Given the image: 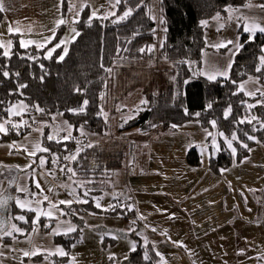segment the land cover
<instances>
[{"label":"trees","instance_id":"1","mask_svg":"<svg viewBox=\"0 0 264 264\" xmlns=\"http://www.w3.org/2000/svg\"><path fill=\"white\" fill-rule=\"evenodd\" d=\"M144 1L141 4L140 0H126L119 4L118 13L122 14L129 7L133 8L134 12L126 21L117 24H113L111 18H93L90 22L88 8H84L78 22L74 24V29L79 35L69 44L67 55L62 61L59 60L62 46L56 49L51 58L46 57L47 51L61 41L64 26L56 29L53 39L44 48L21 47L19 37L12 35L9 37V57H4V50L0 49V68L10 73L9 78L0 74V122L7 119L11 106L22 103L27 106L24 109L27 116L58 114L72 127V137L69 141H50L47 139V132L43 134L41 146L49 150L44 152L47 157L45 167H52L54 160L57 165H63L64 157L71 156L78 145H82L77 142L81 131L98 136L106 135L109 126L103 118V97L109 91L111 76L116 67L129 66L133 62L153 58L154 49L151 52L147 49L156 44L155 24ZM159 1L163 21L161 25L164 28L159 54L171 65L175 79L158 95L149 96L147 103L141 105L136 117L122 125L119 132L137 130L139 138L146 140L156 135L174 133L179 127L191 122L202 128H212L210 122L215 120L214 128L218 133L222 132L230 138L235 132L240 141L248 145V148H244L233 142L237 152L232 156L225 145L220 143V150L209 160L210 170L220 174L229 169L233 162L239 163L247 158L256 145L264 147V129H260L256 121L252 124L237 123L242 117L250 115L264 119V106L258 105L246 112V105L241 103H255L258 97L248 98L239 90V84L250 77H260V82H264V73L255 71L260 63L259 58L263 55L264 35L257 33L251 38L249 34L239 30V45L242 47H239L235 54L228 78L209 80L205 77H195L190 69L199 68L201 64L205 48L204 23L216 15L226 16L231 9L244 8L250 0ZM253 1L264 5V0ZM62 11H66V2L62 5ZM2 18L3 14L0 13V21ZM141 48L145 51L141 52ZM106 69L112 71L108 72ZM17 72L19 76L14 75ZM19 84L27 86L21 89L18 88ZM84 100L88 101L84 112L71 111L80 109ZM209 103L212 104L210 109L207 107ZM37 106L43 111H37ZM229 106L232 112L225 119L224 111ZM196 113L200 115L197 116ZM253 127L260 130L253 131ZM245 133L256 139L248 140ZM23 135L24 132L21 131L1 141L17 140ZM125 157L126 149L120 144L108 145L107 148L99 144L82 146L77 159L72 163V168L75 178L81 184L80 187L77 185V197L88 202L62 208L67 213L62 216V220L72 222L77 230L69 236L54 239V243L63 247L68 255L63 258L50 257L51 261L56 264L69 262L71 247L79 242L83 228L80 215L90 214L123 220L135 217L133 210L119 202L106 210L98 209L94 204V198L108 190L113 173L121 168ZM187 161L192 166L199 165L200 158L195 149L189 150ZM84 191H88L87 197L83 196ZM11 213V217H25L27 223L13 220L24 229V234H28L33 228L34 214L17 209ZM54 224L53 220L40 219L39 228L43 233H48L51 228L45 225L52 227ZM130 236H134V233ZM134 237L136 251H131L122 264H161L153 246ZM107 241H102V247L106 246ZM145 253L150 257L149 260L144 259ZM32 261L39 263L44 261V258L37 256L32 258Z\"/></svg>","mask_w":264,"mask_h":264},{"label":"crops","instance_id":"2","mask_svg":"<svg viewBox=\"0 0 264 264\" xmlns=\"http://www.w3.org/2000/svg\"><path fill=\"white\" fill-rule=\"evenodd\" d=\"M249 3L236 10L246 14ZM4 5L7 10L2 13L0 21V40L6 41L10 36L17 35L20 41L34 42L29 46H38L40 42L45 44L49 38L50 41L53 39L56 28L48 26L49 29H44L47 18L41 9L40 0H4ZM221 18H227V14ZM9 26L14 30L12 33L8 32ZM6 44L9 46L8 42ZM21 105L17 103L11 106L7 119L0 122L10 129L9 121L21 125L18 130H10L6 135L0 133V199L18 197L27 202L26 208L37 207V201L43 200L45 195L60 209L67 206L59 204L60 200H73L72 205L78 204L77 192L74 199L73 189L70 186L66 189L60 183L61 179L64 183L68 174L66 168L60 172L57 165L47 168L39 162L44 154L39 149L42 148L41 141L45 132L53 136L52 141H64L66 133L60 131L62 123L55 118L58 114L27 116L24 109L20 108ZM17 110L21 111V115H13ZM56 122L59 123L55 126L59 129V139L54 136L53 125H57ZM21 131L24 132L21 138L1 141ZM31 132L39 134L37 141H23L21 146L16 145ZM134 134L136 138L128 143L121 168L113 173L108 190L94 198V204L96 206L105 201L97 208L106 210L110 208V202L112 205L119 202L131 208L135 217L123 220L80 215L85 228L81 240L70 251L71 264H106V261L98 263L86 257L87 253L91 254L90 244L91 250H95L94 254L97 246H102V234L98 238H91L90 235L86 238L87 234L97 229L124 239L128 238L127 233H134L141 241L150 243L155 253L159 252L163 256V261L158 256L161 264H264V147L256 145L247 158L239 163L233 162L229 169L215 174L209 168L210 158L220 150V143L230 153L231 150L213 127H197L191 122L179 127L174 133L156 135L146 140ZM213 137L217 142L216 147L212 144ZM98 140V137H91L89 141L91 145L100 144ZM192 148L199 155L198 166H192L187 161V154ZM29 152L35 155H29ZM125 160H128L126 164ZM64 165L68 166V163ZM36 181L40 189L36 188ZM17 188L26 191H17ZM104 194L107 195V201ZM7 206L6 221L3 220L4 208H0V225L11 230V225L15 223L11 211L26 210L19 208L11 199ZM39 206L53 214L52 219L44 215L40 219L53 220L55 224L48 233H43L38 224L33 225L37 233L31 230L22 236L14 233L16 239L5 237L7 241H0V245H7L0 246V253H3L0 255V264H49L45 260L35 263L32 258L37 256L24 257L23 251H32L38 246L52 250L63 248L55 244L54 239L75 232L62 234L69 224H73L63 221V215L51 208L48 201ZM57 228L61 234H51ZM153 228L156 231H152ZM134 236L128 239L132 244H136Z\"/></svg>","mask_w":264,"mask_h":264},{"label":"rangeland","instance_id":"3","mask_svg":"<svg viewBox=\"0 0 264 264\" xmlns=\"http://www.w3.org/2000/svg\"><path fill=\"white\" fill-rule=\"evenodd\" d=\"M40 2L44 16L46 15L47 18V23L44 24V29H49L50 27L48 26H54L56 29L60 26H64L61 40L65 41V43L61 45L62 50L64 47H67L68 49L69 44L76 38L75 33L72 31V29H74V24L76 23H74L73 20L75 19L77 21L82 10L86 8L84 7L81 10L82 5H87L90 16L93 11H96L101 17L104 15H108V19L111 18V21H113L121 15L117 11L118 5L116 4V0H65V13H63L62 6H60V0H40ZM249 2L250 3L246 9V14H243V11L231 9L227 13V18H221L220 16L216 15L215 17L204 23L206 27L205 48L202 52L200 67H191L190 69L192 76L205 77L206 79H208V76L215 75L216 79L224 78L219 75V72L226 69L229 62H231L232 64L234 61L235 54L238 51L236 50V48L237 45H239V30L241 29L244 33L249 34L251 38L257 33L264 35V33L259 31V27H264V8H261L260 5L256 2H253V0H250ZM144 3L146 4L151 20L155 24L156 44L154 47V56L149 60L133 62L129 66L116 67V70L112 74L113 76H111V82L108 87L109 91L107 92L106 96L103 97V118L108 123L109 130L105 136L93 135L81 131L78 135V143H82V145H78L75 153L72 155H76L78 151L80 152L82 150V146L86 147L88 145H91L92 142L89 141L91 137H98V143H100L99 145L103 148H107L108 145L112 144H120L126 149L127 152L129 145L128 143L132 140H135L136 135L134 133L138 135V131L131 130L125 133H121L119 132L120 127L136 117L141 105L144 104L141 103L142 101L147 100L149 96L158 95L161 91L165 90L167 86L173 81L174 76L171 72V65L159 54V48L163 40L164 33V28L161 25L162 17L160 10V1L145 0ZM70 5H75V8L71 11L69 10ZM78 10L79 16H77ZM112 12H115L116 15H110V13ZM152 17H155V19H152ZM61 19H64L66 23L58 26L57 22ZM3 26L4 25H2V28ZM245 27L253 29L254 34L245 31ZM228 41H232L233 43L228 44ZM6 42H9V40H0V43L4 44L5 46L3 50L9 51L10 47L7 46ZM40 43H38L37 45H40ZM48 43L49 42L45 43V45H47ZM221 44H227V47H219V45ZM254 80L255 77H250L244 80L239 84V90L241 84L244 85L243 93L247 91H254L257 87L264 85V82L256 84L253 82ZM257 96L258 98H261L259 94H257ZM55 118L57 120H60L62 123V125L60 126V131L66 133L65 137H67L68 135V137L66 139L63 138V140L69 141L72 137V127L63 120L61 115H55ZM56 124L57 125H53V127L59 125V123L57 122ZM194 124L197 127L199 126L197 123ZM57 129L58 127H55L54 136L56 135V137L59 139V135L57 134L60 133H58ZM38 139L39 134L31 132L25 137L24 140L16 143V145L21 146V142L23 141H29L30 143H33ZM41 158H43L46 163L47 157L44 154L41 156ZM127 161L128 160H125L124 164H126ZM65 162L68 163V166L64 164L57 165L53 162V168L57 165V167L60 169L61 167L66 169L71 168L74 171V169L72 168L73 160L65 159ZM43 167H45V164ZM59 171L61 172V170ZM59 171L57 172V174L60 175ZM60 183L66 189H68V187L70 186L73 190H75V192H77V185L79 187L81 185L72 172H68L64 183L63 179H61ZM104 199L107 201L106 194H104ZM109 202L110 200H108V203ZM103 203H105V201H103ZM103 203L100 202L99 204L103 205ZM110 203L111 204H109V207L112 205V202ZM84 228L85 226L83 222L80 240L82 238ZM131 233H127L128 238L124 239L120 236L109 234L106 231L98 229L93 230V233L87 234L86 238H88L89 235L91 238L92 236L98 238L102 234L100 238L108 241L106 242V246L104 247L101 246V248H98L99 246H97V252L95 254V250H91L92 245L90 244L89 250L91 254L87 253L86 257L88 259H95L98 263L106 261V264H122L125 257L129 255V251H131L132 241L128 240L130 239L129 237ZM114 236L116 237L115 239L113 238ZM109 240H112L114 242L110 243ZM72 248L75 247H71V249ZM110 256H112L113 259H109ZM67 264H71L70 257Z\"/></svg>","mask_w":264,"mask_h":264},{"label":"snow or ice","instance_id":"4","mask_svg":"<svg viewBox=\"0 0 264 264\" xmlns=\"http://www.w3.org/2000/svg\"><path fill=\"white\" fill-rule=\"evenodd\" d=\"M124 2H126V0H116V4L117 5H119L121 3H124ZM64 3H65V0H60V6H62ZM140 3L142 4L143 0H140ZM139 6H140V4L137 5V7H139ZM84 7H87V5H82L81 10ZM260 7L264 8V5H260ZM74 8H75V5H70L69 6V10L70 11L73 10ZM6 10L7 9L5 8L4 0H0V13L5 12ZM226 11H228V9H226ZM133 12H134L133 8H131V7L127 8L120 16H118L115 20H113L112 23L113 24H117V23H121V22L126 21L133 14ZM110 15L115 16L116 13L112 12V13H110ZM77 16H79V10L77 11ZM93 18H96V19H101V18L102 19H108V15H104V16L101 17L100 15H98V13L96 11H93L91 16L89 17V21L91 22V20ZM152 19H155V17H152ZM73 22L75 23V22H78V21H76L74 19ZM161 22L163 23V21H161ZM64 23H66V21L64 19H61V20H59L57 22L58 26L61 25V24H64ZM244 30L254 34L253 29L245 27ZM13 31H14L13 28L11 26H9L8 32L12 33ZM72 31L75 33V35H77V36L79 35V32H77L75 29H72ZM165 31H166V29H165ZM259 31L264 33V27H259ZM50 39L51 38H49L46 42H50ZM33 43H34L33 41L25 42L24 40H21L20 41V46L21 47H28L29 45H31ZM64 43H65V41L61 40L53 48L49 49L47 51V57L46 58H51L53 53L56 51V49L60 48L61 45H63ZM227 43L228 44H232L233 42L232 41H228ZM8 44H9V47H10L11 46V41H9ZM45 46H46L45 44L38 45V47H40V48H44ZM4 47H5L4 44L0 43V49H3ZM154 47L155 46H149L147 51H149V52L153 51ZM219 47H227V44H221V45H219ZM239 47H242V45H237L236 50H238ZM140 51L144 52L145 49L141 48ZM67 52H68L67 47H64L63 48V54L59 56V60L62 61L64 59V57L67 55ZM2 55L4 57H9L10 53H9L8 50H5V51L2 52ZM259 61H260L259 66L256 67L255 71L257 73H264V55H262L259 58ZM101 67H103V65H101ZM231 67H232V64H231V62H229L227 68L224 69L223 71L219 72V75L224 77V78H228L229 71L231 70ZM106 71L111 72L112 70L111 69H106ZM0 74H2L3 77H6V78L10 77V73L8 71H3L2 68H0ZM14 75L15 76H19V73L17 72ZM173 79H175V78L173 77ZM208 79L215 80L216 76L215 75L208 76ZM253 82L256 83V84H259L260 83V77H256ZM233 83H235V81H233ZM26 86L27 85L19 84L18 88L22 89V88H24ZM240 91H244V85L243 84L240 85ZM234 94H236V93H234ZM244 94L246 96L250 97V98H255L257 96V94H259V96L262 98V99H257L255 103H247V101H242L241 102L242 105H246V112L251 110V109L256 108L258 105L259 106H264V85H261L260 87H257L254 91H247ZM141 103H145L146 104L147 101L144 100ZM87 104H88V101L84 100L83 101V106L80 109H78V110L74 109V110H71V111H74V112L78 111V112L82 113V112L85 111V108H86ZM207 107L210 109L212 107V104L209 103L207 105ZM20 108L21 109H26L27 106L26 105H21ZM9 111H11V109H9ZM37 111H43V110L39 109L38 106H37ZM231 112H232V108H231V106H229L224 111V118L227 119L229 117V115L231 114ZM13 115H21V111L17 110L16 112L13 113ZM195 115L199 116L200 113H196ZM253 121H256V123L259 124L260 129H264V119H260V118H258L255 115L242 117L240 120L237 121V123L238 124H244V123L252 124ZM8 123L11 124V129L9 127H6V125L4 123H0V133H3V134L6 135V134H8V132L10 130H18L21 127V125L19 123H11V121H9ZM210 123L213 125V127H215V125H216V121L215 120H212ZM173 127H176V126L173 125ZM260 129H258L256 127H253V131H257V130H260ZM37 131H40V130L37 129ZM69 135H70V133H69ZM208 135L211 136L212 133L209 132ZM219 135L224 138V142L226 143L227 147L231 150V153L233 155H235L236 152H237V148L233 146V142H236L241 147L248 148V145L246 143H244L243 141H240L239 137L237 136V134L235 132L232 133L230 138L226 137L224 135V133H222V132L219 133ZM245 136L247 137L248 140H255L256 139L254 136L249 135L248 133H245ZM66 138L67 137H65V139ZM47 139L51 141V140H53V136L52 135H48ZM77 142H79V141H77ZM257 142H259V141H257ZM212 144H213L214 147H216L217 142H216L215 137H213ZM88 146L91 147L92 145H88ZM37 147H39L38 144H37ZM39 150L43 151V152L49 151L47 148H40ZM25 151H27V149H25ZM78 154H79V151L77 152L76 155L64 157V159H69V160H73L74 161V160L77 159ZM29 155H35V153L34 152H29ZM53 162L55 163L56 161L54 160ZM44 164H45V160L43 158H41L40 159V165L43 167ZM60 170L62 172L65 171L64 168H61ZM66 171L72 172L73 175H75V172L71 168L66 169ZM35 186H36L37 189H40V184H39L38 181L35 182ZM51 190L52 189H48V191H51ZM17 191H26V189L17 188ZM31 195H36V193H31ZM72 195L74 196V199H75L76 198L75 190H73ZM83 196L87 197L88 196V191H84L83 192ZM9 199L14 200L16 205L19 208H21L22 210H26V211L35 213V216H34V218L32 220L33 225H38L39 224L41 215H44V216L48 217L49 219L53 218L52 211L45 212L43 210V208L39 206V205H43V203L45 201L49 202V205H50L51 208L56 209V211L60 212V215H66L67 214V213L64 212L63 209H60L58 207V205L53 204L51 201H49V197L47 195H45L43 197V200L37 201V205H38L37 207L28 206L26 208V203H27L26 201H22L18 197H11L10 196L7 199H0V208H5L7 206V204H8V200ZM73 202H74L73 200H60L59 204L67 205V206L71 207ZM76 202L87 203L88 201L84 200V199H76ZM96 207H100V204L97 203ZM110 207H112V206H110ZM129 210H131V208ZM12 219L24 221L25 223L28 222L23 215L14 216V217H12ZM141 219H144V218L141 217ZM133 223H135V221ZM45 227L51 228V225H45ZM76 230H77L76 226L69 224V226L66 228V230L62 234L67 235L68 233L74 232ZM152 231H156V229L153 228ZM32 232L33 233H37V228L33 227ZM14 233H19L21 235H24V230L21 227H19L17 224H15V223H13L11 225V230H9L8 228L3 227L2 225H0V241H3V239L5 237H12L13 239H16ZM51 234H61V233L59 232V229L57 228V229L53 230V232ZM113 238L115 239L116 237L114 236ZM145 242L147 243V241H145ZM174 243H180V242H174ZM0 246L7 247V245H0ZM131 251H133V252L136 251V244L135 243H133L131 245ZM0 255H3V253H0ZM38 255L42 256L44 258V260L49 261V264H56L55 261H51L50 260V257L57 256V255H59V256H67L68 253H66L63 248H56L55 250H52V249H45L42 246L34 247L32 251H23V256L24 257H35V256H38ZM156 255L160 256L161 260L163 261L164 258H163V256H161V254L159 252H157ZM109 259H113V257L110 256ZM144 259L145 260H149L150 259V257L148 256L147 253H145Z\"/></svg>","mask_w":264,"mask_h":264},{"label":"water","instance_id":"5","mask_svg":"<svg viewBox=\"0 0 264 264\" xmlns=\"http://www.w3.org/2000/svg\"><path fill=\"white\" fill-rule=\"evenodd\" d=\"M7 207H8V206H6V207L3 209V220H4V221H6Z\"/></svg>","mask_w":264,"mask_h":264}]
</instances>
